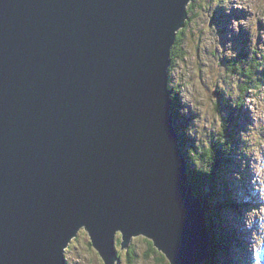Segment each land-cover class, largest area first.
Instances as JSON below:
<instances>
[{
  "label": "water",
  "instance_id": "obj_1",
  "mask_svg": "<svg viewBox=\"0 0 264 264\" xmlns=\"http://www.w3.org/2000/svg\"><path fill=\"white\" fill-rule=\"evenodd\" d=\"M193 1L0 0V264H68L83 229L104 264L136 237L213 264L169 89Z\"/></svg>",
  "mask_w": 264,
  "mask_h": 264
},
{
  "label": "rangeland",
  "instance_id": "obj_2",
  "mask_svg": "<svg viewBox=\"0 0 264 264\" xmlns=\"http://www.w3.org/2000/svg\"><path fill=\"white\" fill-rule=\"evenodd\" d=\"M191 4L188 7L190 19L186 27L180 30L184 32L172 48L169 89L179 95L183 113L188 117L181 119V123L187 125L188 133L199 147L195 157H202L201 167L209 170L207 150L215 143L222 142L221 131L224 130L216 112L219 90L223 91L222 99L228 102L233 100L240 104V97L244 96L245 110L250 111L251 123L255 121V126L259 124V128H264V88L251 91L253 89L244 85L240 89L236 79L230 75L228 77L222 65L225 58L248 52L258 59L259 73L264 70V0H194ZM241 39L248 40V48L240 45ZM239 61L237 66L241 67L244 63L239 65ZM242 111L245 114L244 109ZM247 126V130L233 128L234 157L237 167L243 168L242 176L245 178L244 194L236 196L235 200L238 203L245 198L251 201L243 214L235 216L239 220L237 228L242 238L238 252L245 255L248 264H264V139L257 136V130L253 131L250 125ZM237 136L248 142L246 148ZM191 153L193 155V151ZM211 223H208L210 233L213 232ZM209 238L212 239V234ZM144 239L136 237L132 241L136 245L137 256L128 255L127 250H122L118 240L120 264H131L133 260L134 264H160L157 261L160 256L165 258L163 264H169L156 247L158 256L150 255ZM89 243V236L83 230L71 243L72 248L67 250L68 264H104L98 251ZM234 254L240 258L238 253Z\"/></svg>",
  "mask_w": 264,
  "mask_h": 264
},
{
  "label": "trees",
  "instance_id": "obj_3",
  "mask_svg": "<svg viewBox=\"0 0 264 264\" xmlns=\"http://www.w3.org/2000/svg\"><path fill=\"white\" fill-rule=\"evenodd\" d=\"M183 32L184 30L179 32L177 41ZM239 41L243 48H248V40L241 39ZM238 60H240L239 65L244 63L241 67L237 66ZM257 60L255 57L250 56L248 52H241L237 57L231 56V58H225L222 65L228 77L230 75L236 79L240 89L246 85L248 89H253L251 91H260L264 88V70L261 74L259 73L260 69H258ZM219 93L220 99L216 104V112L223 124L224 130L221 131L222 142L215 143L216 145H213L210 150H207L209 170L207 167H201L200 160L202 157L201 159L200 156L199 158L198 156L195 157L198 154L199 147L194 143L192 136L188 133L187 125L181 123L179 127L180 122L179 125L177 124V120H184L188 117L183 113L184 107L179 95L172 89V97L174 100L173 113L181 138V148L184 151V156L188 164L189 183L196 197L207 210L208 223L213 222L211 223L213 232L210 233V235L212 234L210 251L213 264H248L249 261L244 258L245 255L238 252L242 238L237 228L239 226V220L235 216L236 214H243L244 209L251 205V201L245 198L238 203L235 200L236 196L244 194L243 187L245 178L242 176L243 168L237 167L236 156L234 157V149L232 146L235 140L233 128H237L238 130L244 128L247 130V125H250L253 131L257 130L256 134L261 139H264V128H259V124L255 126V121L253 122L254 124L251 123L250 111L246 112L245 110L244 96L240 97L239 101L241 103L238 104L237 102H233V100L228 102L226 99H222L224 95L222 90H219ZM175 109H177L176 113ZM242 109H244L245 114ZM243 120L244 124L242 126ZM238 136L237 138L244 142L242 145L246 148L248 142H245ZM258 142H261V140ZM192 151L193 155L191 153ZM144 241L148 244L150 255L158 256L153 242L147 239H144ZM89 246L92 247L91 243H89ZM71 248L72 245L69 249ZM234 253H238L240 258H237ZM128 255L137 256L135 244L132 243L130 250H128ZM164 259L163 256H160L157 261L163 264ZM134 261H130V263L134 264Z\"/></svg>",
  "mask_w": 264,
  "mask_h": 264
},
{
  "label": "bare ground",
  "instance_id": "obj_4",
  "mask_svg": "<svg viewBox=\"0 0 264 264\" xmlns=\"http://www.w3.org/2000/svg\"><path fill=\"white\" fill-rule=\"evenodd\" d=\"M172 114H173V117H174V126H175V128H176V125H175V115H174V113H173V110H172ZM181 126V125H180ZM177 130V129H176ZM177 133H178V131H177ZM179 134V133H178ZM180 136V135H179ZM180 143H181V138H180ZM180 148V147H179ZM193 190V189H192ZM83 230H85V229H83ZM209 236H210V233H209ZM117 244H118V242H117ZM154 244V243H153ZM157 249V248H156ZM158 250V249H157ZM159 251V250H158ZM160 252V251H159Z\"/></svg>",
  "mask_w": 264,
  "mask_h": 264
},
{
  "label": "clouds",
  "instance_id": "obj_5",
  "mask_svg": "<svg viewBox=\"0 0 264 264\" xmlns=\"http://www.w3.org/2000/svg\"><path fill=\"white\" fill-rule=\"evenodd\" d=\"M179 122L181 123V120Z\"/></svg>",
  "mask_w": 264,
  "mask_h": 264
}]
</instances>
